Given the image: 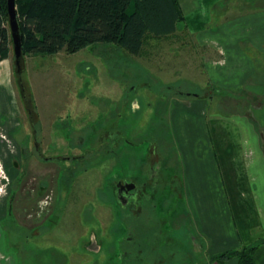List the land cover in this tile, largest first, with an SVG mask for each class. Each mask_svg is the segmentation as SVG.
<instances>
[{"label":"rangeland","instance_id":"374dc122","mask_svg":"<svg viewBox=\"0 0 264 264\" xmlns=\"http://www.w3.org/2000/svg\"><path fill=\"white\" fill-rule=\"evenodd\" d=\"M243 49L254 72L250 87L241 92L244 86L222 88L230 83L222 77H215L217 86L209 83L206 73L217 55L183 30L149 39L140 56L106 44L74 54L35 55L27 66L25 56L24 93L10 57L12 88L9 94L0 92L1 104L14 111L5 122L0 109V236L5 244L2 250L0 243V264H10L6 254L14 255L17 264H197L204 249L186 192L188 175L171 101L189 99L179 92L208 95V118L217 113L250 119L263 135L264 53ZM218 89L235 95L218 97ZM24 104L38 125L40 156ZM9 120L27 137L6 135ZM20 141L28 150L21 163L27 168L23 180L20 168L5 166L10 156H18ZM148 176V197L135 196L133 213L121 205L134 195L124 196L122 204L116 201V182L134 179L130 182L140 186ZM20 216L36 220L38 239H31Z\"/></svg>","mask_w":264,"mask_h":264},{"label":"crops","instance_id":"0c3cea01","mask_svg":"<svg viewBox=\"0 0 264 264\" xmlns=\"http://www.w3.org/2000/svg\"><path fill=\"white\" fill-rule=\"evenodd\" d=\"M177 3L183 31L193 37L195 44L217 55L206 73L209 83L217 86L215 77H222L230 82L222 88L245 86L254 69L251 56L243 48L264 53V0H177ZM10 57L13 59L12 48L9 57L0 62V92L4 94H9L12 88ZM25 59L26 66L27 61L32 64L33 56ZM26 71L28 74L29 70ZM209 99L171 101L172 126L188 175L186 192L195 208L197 236L204 249L197 264H219L212 260L214 256L241 247H256L254 264H264V138L250 119L217 113L208 118L205 109L209 108ZM0 106L6 122L14 111L4 103L0 102ZM7 123L5 134L11 139L27 137L16 121ZM19 144L15 149L18 156H10L11 163H5L12 170L23 167L27 147H22V141ZM20 218L18 222L31 229V239H38L36 220L31 216ZM0 243L4 250L2 236ZM6 255L10 264H17L14 255ZM225 264L238 261L230 258Z\"/></svg>","mask_w":264,"mask_h":264},{"label":"trees","instance_id":"16d2710c","mask_svg":"<svg viewBox=\"0 0 264 264\" xmlns=\"http://www.w3.org/2000/svg\"><path fill=\"white\" fill-rule=\"evenodd\" d=\"M15 6L22 42V69L25 56L74 54L97 44L112 45L129 55L140 56L149 39L167 38L184 29L177 0H15ZM11 48L6 0H0V62L9 56ZM13 68L15 71L14 62ZM22 75L16 74L19 80ZM22 81V88H26L23 78ZM249 83L239 92L248 89ZM257 84H261V78ZM27 91L30 96L28 87ZM178 94L211 98L205 94ZM214 94L221 98L235 95L219 89ZM263 119L260 118L262 129ZM255 249L241 247L212 260L225 264L230 258H236L238 264H254Z\"/></svg>","mask_w":264,"mask_h":264},{"label":"flooded vegetation","instance_id":"af4514ba","mask_svg":"<svg viewBox=\"0 0 264 264\" xmlns=\"http://www.w3.org/2000/svg\"><path fill=\"white\" fill-rule=\"evenodd\" d=\"M24 91H25L24 89H21L22 93H24ZM23 106H24L23 108H24V112L26 114V117L30 123V134L29 135L31 137L30 139H31V142L33 145L34 152H36L38 154V156H40L38 142H37V137H38V130L37 129H38V127H37V129L35 128L36 124L33 123V117H32L31 111L29 109V105L24 104ZM27 152H28V150L25 151V153H26L25 157H28ZM161 168L162 167L160 166L159 170H161ZM22 172L24 173V176L22 178V180H23L24 178L27 177V168L25 170V168L22 167ZM149 179H150V177L148 176V179L145 180L144 183L142 182L140 184V186L134 185L132 182H130L131 180L133 181L134 179H131L130 181L116 182V184H115L116 186H114L116 201H118V203L120 201L122 204L121 200L124 198V196H128L131 194L134 195V198L131 201H129L128 205H121V206L129 207L130 211L133 213V210H135V201H137L140 197H142L143 193L145 194L146 187L151 185L148 182ZM11 188H12V186H11ZM42 189H43V187H42ZM136 195H138L139 198L136 199L135 198ZM145 195H146V197H148L147 194H145ZM12 196L13 195L11 194V189H10L9 197L11 198ZM12 202H13V199H12L10 204H12Z\"/></svg>","mask_w":264,"mask_h":264},{"label":"water","instance_id":"95a60500","mask_svg":"<svg viewBox=\"0 0 264 264\" xmlns=\"http://www.w3.org/2000/svg\"><path fill=\"white\" fill-rule=\"evenodd\" d=\"M6 6H7L10 37L12 41L13 60H14L15 68H16L15 73L17 75H21L23 73V69L21 67L22 42H21V37L19 35V26H18L17 15H16L15 0H6Z\"/></svg>","mask_w":264,"mask_h":264}]
</instances>
